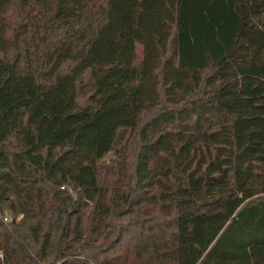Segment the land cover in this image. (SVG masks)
Returning a JSON list of instances; mask_svg holds the SVG:
<instances>
[{
    "label": "trees",
    "instance_id": "1",
    "mask_svg": "<svg viewBox=\"0 0 264 264\" xmlns=\"http://www.w3.org/2000/svg\"><path fill=\"white\" fill-rule=\"evenodd\" d=\"M0 264H264V0H0Z\"/></svg>",
    "mask_w": 264,
    "mask_h": 264
}]
</instances>
